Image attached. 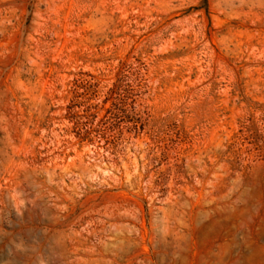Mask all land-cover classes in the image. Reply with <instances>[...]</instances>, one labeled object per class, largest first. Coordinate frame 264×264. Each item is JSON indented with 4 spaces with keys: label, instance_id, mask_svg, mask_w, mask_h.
<instances>
[{
    "label": "rangeland",
    "instance_id": "rangeland-1",
    "mask_svg": "<svg viewBox=\"0 0 264 264\" xmlns=\"http://www.w3.org/2000/svg\"><path fill=\"white\" fill-rule=\"evenodd\" d=\"M0 264H264V0H0Z\"/></svg>",
    "mask_w": 264,
    "mask_h": 264
}]
</instances>
